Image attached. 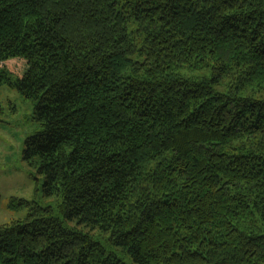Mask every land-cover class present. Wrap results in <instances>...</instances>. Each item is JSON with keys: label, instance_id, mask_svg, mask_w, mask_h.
<instances>
[{"label": "trees", "instance_id": "16d2710c", "mask_svg": "<svg viewBox=\"0 0 264 264\" xmlns=\"http://www.w3.org/2000/svg\"><path fill=\"white\" fill-rule=\"evenodd\" d=\"M4 83L62 202L0 264H264V0H0Z\"/></svg>", "mask_w": 264, "mask_h": 264}, {"label": "rangeland", "instance_id": "374dc122", "mask_svg": "<svg viewBox=\"0 0 264 264\" xmlns=\"http://www.w3.org/2000/svg\"><path fill=\"white\" fill-rule=\"evenodd\" d=\"M228 81H223L221 92L227 89ZM33 109L34 103L24 99L14 87L0 84V226L22 221L28 214L26 208L12 210V199L24 200L31 205L36 203L42 208L49 207L54 212L62 202L60 197H44L41 191L43 177L22 157L25 139L40 130L31 121ZM101 243L108 252L113 251L104 241Z\"/></svg>", "mask_w": 264, "mask_h": 264}]
</instances>
